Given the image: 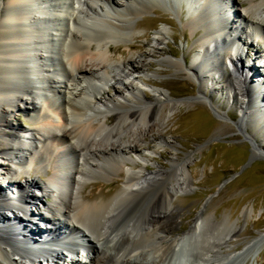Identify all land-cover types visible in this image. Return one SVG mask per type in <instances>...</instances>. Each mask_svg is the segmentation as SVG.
I'll return each instance as SVG.
<instances>
[{
	"label": "bare ground",
	"instance_id": "6f19581e",
	"mask_svg": "<svg viewBox=\"0 0 264 264\" xmlns=\"http://www.w3.org/2000/svg\"><path fill=\"white\" fill-rule=\"evenodd\" d=\"M163 1L172 11L186 4L187 26L200 33L198 57L190 64L170 55L158 62L199 81H214L212 71L221 78L227 74L225 86L235 103L245 109L256 102L255 79L244 73L252 64L243 63L238 36L256 33L264 40V17L257 15L264 0H247L243 10L235 9L234 0ZM155 6L154 0H0V171L12 173L9 159H16L27 174L19 181L11 177L0 190V264H82L76 251L81 244L89 245L88 264H221L250 251L231 252L230 241L242 227L228 219L215 222L204 211L180 229L183 209L174 200L192 183L186 162L176 159L171 168L155 172L144 167L121 172L136 163L127 154L149 160L139 147L146 138L168 142L155 127L162 128L178 105L165 91L151 96L136 82L144 84L142 76L152 66L148 59L167 53L160 38L165 30L151 50L123 54L121 60L112 54L111 44L131 41L125 34L135 39L131 23ZM249 70L264 93V69ZM16 111L25 112L33 126L13 124ZM253 152L259 155L260 147L254 145ZM40 170L45 179L31 176ZM101 173L116 174L113 180L123 186L105 201L85 200L86 180ZM32 206L48 211L40 217L46 230ZM65 249L75 252L74 262Z\"/></svg>",
	"mask_w": 264,
	"mask_h": 264
},
{
	"label": "rangeland",
	"instance_id": "374dc122",
	"mask_svg": "<svg viewBox=\"0 0 264 264\" xmlns=\"http://www.w3.org/2000/svg\"><path fill=\"white\" fill-rule=\"evenodd\" d=\"M118 1L124 3V0ZM154 1L156 6L150 12L143 13L131 23L137 37L133 39L125 34V39L130 38L131 41L115 40L111 44L114 51L112 54L114 59L121 60L123 54L129 56L140 54V51L146 49L151 50L155 38L160 37L159 30H165L166 34L160 38L163 40L161 47L167 53H156L148 59L152 66L142 76L144 84L141 81L136 82L143 85L151 96L157 90L165 91L178 102V105L174 109L175 114L162 128L155 127L156 132L165 134L168 142L163 143L161 136L151 135L146 138L147 143L144 145L139 143V147L149 160L145 161L137 155L127 154V157L136 160V163L125 166V172H121L125 176L126 171L138 170L141 167L146 168V172H155L162 167L171 168L173 160L176 159L186 162V171L192 176V183L174 200V204L183 209L180 229L186 230L201 211H204L205 215L213 216L215 222L228 219L227 223H237L242 227L238 236L231 239L229 250L238 254L249 248L250 251L221 264H231L233 261L235 264H264V101H260L264 100V93L259 91L258 87L261 85L257 84L258 77L254 71L249 70L252 66L264 69V40L256 39V33L252 38L242 33L238 36L245 53L243 63L252 64V66L246 64L248 67L244 68V73L250 71L248 77L255 79V86L251 82L254 91L257 92L254 96L251 94L256 102L245 108L249 112L246 115L245 109L229 96L225 86L227 74L221 78L218 73L212 71L214 81H199L193 75L179 74L170 64L158 62L159 59L170 55L169 57L181 61L186 59L190 64L198 57V48L195 44L200 31L192 32L188 28L187 19L191 13L186 4H177L176 9L172 11L163 0ZM167 3L170 4L169 1ZM232 4L235 9L243 10L249 3L247 0H234ZM257 15L264 17V10ZM247 29L250 31V28ZM253 30L252 27L250 32ZM131 43L136 47H129ZM229 67L232 68V65L229 64ZM147 78L156 84L147 81ZM109 91L112 93L111 89ZM10 120L13 124L26 128L33 126L25 112L16 111ZM254 145L260 147L259 155L254 154ZM15 160L9 159L12 173L0 171V190L8 187L11 177H14L15 181L26 178L27 174L20 172V162ZM31 176L42 179L46 177L42 170ZM116 177V174L109 178L101 173L88 178L83 186L85 200L105 201L115 195L123 186L122 181L113 180ZM33 190L35 194L40 192L36 187ZM44 200L53 202L54 199L46 195ZM43 208L41 206L37 209L32 206V212L38 217L36 222L40 225L46 224L40 217L48 215L46 208ZM56 213L60 214L58 211ZM7 214L12 212L8 211ZM259 237L263 239L252 248V242ZM35 243L34 240H29L28 246L36 249ZM184 252L189 253L188 249ZM223 256L224 253L218 255V258Z\"/></svg>",
	"mask_w": 264,
	"mask_h": 264
}]
</instances>
